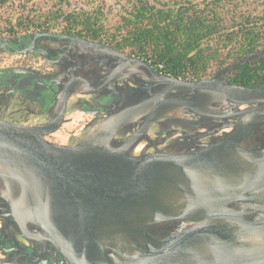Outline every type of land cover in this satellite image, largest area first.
Here are the masks:
<instances>
[{
	"label": "water",
	"instance_id": "obj_1",
	"mask_svg": "<svg viewBox=\"0 0 264 264\" xmlns=\"http://www.w3.org/2000/svg\"><path fill=\"white\" fill-rule=\"evenodd\" d=\"M259 56L264 50L197 80L158 74L148 62L127 58L147 67L160 90L89 125L73 145L45 135L61 127L67 99L83 92L59 94L47 123L0 120V199L23 236L52 244L61 264H264V147L243 146L264 127V87L223 79ZM171 91L186 97L165 98ZM177 116L218 118L228 131L205 149L181 154H125L139 132L115 145L126 125L143 119L144 130ZM166 221L178 225L163 238L146 229ZM28 223L39 228L35 235Z\"/></svg>",
	"mask_w": 264,
	"mask_h": 264
},
{
	"label": "flooded vegetation",
	"instance_id": "obj_2",
	"mask_svg": "<svg viewBox=\"0 0 264 264\" xmlns=\"http://www.w3.org/2000/svg\"><path fill=\"white\" fill-rule=\"evenodd\" d=\"M36 32L53 31H34L7 40L0 38V53L19 57L14 66L0 68V120L24 126L47 123L54 117L59 94L64 91L83 92L67 99L61 127L71 122L73 113L79 112L89 116L83 127L87 128L160 90L161 86L148 80L152 74L147 67L140 64L136 67L135 62L127 58L146 61L156 73L167 75L149 61L104 42L64 32H61L63 38L39 37ZM100 46L113 48L126 58L109 56ZM13 69L27 72H14ZM219 70L201 79L211 78ZM164 97L183 99L186 96L183 92L171 91ZM223 124L218 118L177 116L151 121L143 130V119H140L119 130L115 145L139 132L140 136L125 154L189 153L221 140L228 131L221 128ZM76 136L72 134L63 145L75 144L78 141ZM45 139L51 142L48 135H45ZM243 146L249 149L264 147V127L245 139ZM9 213L8 204L0 199V261L4 264H61L62 255L52 244L24 237ZM177 225L178 222L166 221L149 225L146 229L154 236L163 238ZM28 229L35 235L39 228L28 223Z\"/></svg>",
	"mask_w": 264,
	"mask_h": 264
},
{
	"label": "trees",
	"instance_id": "obj_3",
	"mask_svg": "<svg viewBox=\"0 0 264 264\" xmlns=\"http://www.w3.org/2000/svg\"><path fill=\"white\" fill-rule=\"evenodd\" d=\"M31 1L19 0L21 11L14 24L12 18L0 16L6 24L0 29L1 39L33 30L53 31L61 19L64 33L107 43L169 76L191 80L264 50V9H245L242 0H116L119 9L114 15L116 8L105 0H87L85 9L70 11L63 8L69 0H54L46 10ZM13 2L0 0V9L13 7ZM223 78L241 86L264 87V56L227 71Z\"/></svg>",
	"mask_w": 264,
	"mask_h": 264
},
{
	"label": "rangeland",
	"instance_id": "obj_4",
	"mask_svg": "<svg viewBox=\"0 0 264 264\" xmlns=\"http://www.w3.org/2000/svg\"><path fill=\"white\" fill-rule=\"evenodd\" d=\"M54 0H33L31 1L34 2V4H36V2H40V5L43 10H46V7L48 6L49 3H51ZM87 0H69V6L68 7H63L65 10H78V8H83L85 9L86 6L84 5L85 2ZM107 4L114 6L116 9L113 11V15L116 13V10L119 9V7H117L115 5V1L116 0H105ZM19 0H14L13 2V7H6V8H2L0 9V16L2 17V19L4 20L5 18L8 17V19L12 18V24H14V19L19 15V12L21 11L17 4H18ZM242 2L246 3V6H243V8L245 9H254L256 8L257 10H261L264 9V0H242ZM31 3L27 4V7L30 8L31 7ZM34 8V7H31ZM36 8V7H35ZM1 20L0 21V29H4L6 27L5 22ZM59 23L56 25V27L53 29V32H62V27L64 26V23L61 22V19H59L58 21ZM30 32H34L30 31ZM29 33V32H28ZM7 33L2 34V36H7ZM22 34H26V33H20L17 36H20ZM10 37V36H9ZM4 38V37H2ZM19 57H17L16 55H9L7 53H0V68H7V67H11L14 66L17 62ZM36 62H38V60H36ZM212 72V74H214L217 69L216 68H212L210 70ZM89 116H86L84 114H81L79 112L77 113H73L71 116V122L63 125L60 130L54 134L48 135V138L51 142H55L58 144H66L68 137H70L72 134H76L77 136L75 137L77 140H79L84 133L87 131V128H83L84 127V122L86 119H88ZM1 259V257H0ZM8 264V263H5Z\"/></svg>",
	"mask_w": 264,
	"mask_h": 264
},
{
	"label": "bare ground",
	"instance_id": "obj_5",
	"mask_svg": "<svg viewBox=\"0 0 264 264\" xmlns=\"http://www.w3.org/2000/svg\"><path fill=\"white\" fill-rule=\"evenodd\" d=\"M140 147H141V146H140ZM140 147H139V148H140ZM137 148H138V147H137ZM135 150H136V149H135ZM136 151H137V150H136Z\"/></svg>",
	"mask_w": 264,
	"mask_h": 264
},
{
	"label": "built area",
	"instance_id": "obj_6",
	"mask_svg": "<svg viewBox=\"0 0 264 264\" xmlns=\"http://www.w3.org/2000/svg\"><path fill=\"white\" fill-rule=\"evenodd\" d=\"M159 67H161V66H159Z\"/></svg>",
	"mask_w": 264,
	"mask_h": 264
}]
</instances>
